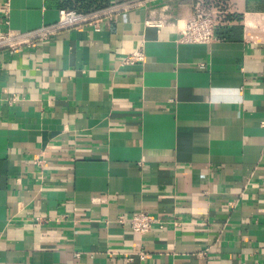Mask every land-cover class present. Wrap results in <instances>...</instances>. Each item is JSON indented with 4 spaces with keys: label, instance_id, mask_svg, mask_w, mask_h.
<instances>
[{
    "label": "crops",
    "instance_id": "0c3cea01",
    "mask_svg": "<svg viewBox=\"0 0 264 264\" xmlns=\"http://www.w3.org/2000/svg\"><path fill=\"white\" fill-rule=\"evenodd\" d=\"M131 1L0 53V264H264V0ZM59 2L0 0V31ZM199 7L215 38L184 42Z\"/></svg>",
    "mask_w": 264,
    "mask_h": 264
},
{
    "label": "built area",
    "instance_id": "2783aa9c",
    "mask_svg": "<svg viewBox=\"0 0 264 264\" xmlns=\"http://www.w3.org/2000/svg\"><path fill=\"white\" fill-rule=\"evenodd\" d=\"M5 1L6 5H8L9 0ZM136 3L131 0L114 2L88 11L60 8L58 10V18L54 22L43 24L29 30L21 31L8 28L0 31V53L6 51L11 54L20 52L25 47H30L38 41L55 37L60 32L72 28L92 26L97 29L98 23L101 20L110 17L113 13L120 10L129 9ZM214 24L215 12L204 7H199L185 19L181 40L189 43H208L215 38ZM143 58V51L136 49L122 60L125 63H132L142 61ZM36 162L40 163V161ZM36 220L39 221L41 219L40 217H36ZM119 221L120 223H126L131 231L140 235L154 228H164L167 223L165 220L146 211H139L128 218L122 216ZM139 256L145 258L147 254L140 251Z\"/></svg>",
    "mask_w": 264,
    "mask_h": 264
},
{
    "label": "trees",
    "instance_id": "16d2710c",
    "mask_svg": "<svg viewBox=\"0 0 264 264\" xmlns=\"http://www.w3.org/2000/svg\"><path fill=\"white\" fill-rule=\"evenodd\" d=\"M108 0H60L61 8L88 11L107 5Z\"/></svg>",
    "mask_w": 264,
    "mask_h": 264
}]
</instances>
